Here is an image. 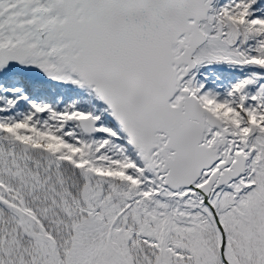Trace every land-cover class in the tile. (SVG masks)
I'll return each instance as SVG.
<instances>
[{
    "label": "snow or ice",
    "instance_id": "obj_1",
    "mask_svg": "<svg viewBox=\"0 0 264 264\" xmlns=\"http://www.w3.org/2000/svg\"><path fill=\"white\" fill-rule=\"evenodd\" d=\"M0 264H264V0H0Z\"/></svg>",
    "mask_w": 264,
    "mask_h": 264
}]
</instances>
